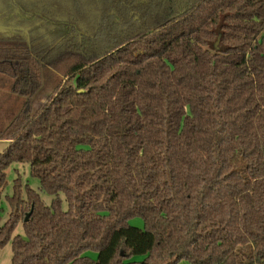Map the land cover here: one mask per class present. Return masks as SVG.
<instances>
[{
  "label": "trees",
  "instance_id": "obj_1",
  "mask_svg": "<svg viewBox=\"0 0 264 264\" xmlns=\"http://www.w3.org/2000/svg\"><path fill=\"white\" fill-rule=\"evenodd\" d=\"M0 74L10 264H264V0H0Z\"/></svg>",
  "mask_w": 264,
  "mask_h": 264
},
{
  "label": "rangeland",
  "instance_id": "obj_2",
  "mask_svg": "<svg viewBox=\"0 0 264 264\" xmlns=\"http://www.w3.org/2000/svg\"><path fill=\"white\" fill-rule=\"evenodd\" d=\"M0 76H1L0 80L1 81L4 80L6 82L7 87H9L11 82V81L9 82L10 79H8V77L4 76L3 74H0ZM8 97L10 98V100H7L5 109L0 111V128L4 127L11 120L14 114L18 111L21 102L23 101L22 97L18 95H13L11 93L8 94ZM16 177H18L21 180L22 184L27 183L31 188L35 190H37L39 186L38 179L30 175L29 166L27 163L11 164L6 169V186L4 187L2 196L0 198V217L2 222L7 218L9 214V206L8 203L6 202L5 195L11 194L13 180ZM39 193L46 202L50 200V196H48L47 194L41 192ZM131 222L136 226L142 225L141 220L137 218L133 219ZM21 232L22 229L19 225L15 229V233H21ZM10 256H11V247H10V243L7 242L0 249V264H10ZM182 264H186V263L182 262Z\"/></svg>",
  "mask_w": 264,
  "mask_h": 264
},
{
  "label": "crops",
  "instance_id": "obj_3",
  "mask_svg": "<svg viewBox=\"0 0 264 264\" xmlns=\"http://www.w3.org/2000/svg\"><path fill=\"white\" fill-rule=\"evenodd\" d=\"M0 78H1V76H0ZM9 82H10V80H9ZM7 89L9 91V87H7L6 82L4 80L3 81L0 80V111L5 109V105H6L7 100H10V98L8 97V94L11 92L9 91V93H8ZM11 94H13V93H11ZM8 143H9V140L0 139V153L7 147Z\"/></svg>",
  "mask_w": 264,
  "mask_h": 264
},
{
  "label": "water",
  "instance_id": "obj_4",
  "mask_svg": "<svg viewBox=\"0 0 264 264\" xmlns=\"http://www.w3.org/2000/svg\"><path fill=\"white\" fill-rule=\"evenodd\" d=\"M28 215H29V213H27V214L25 215V218H24V220H27V218H28Z\"/></svg>",
  "mask_w": 264,
  "mask_h": 264
}]
</instances>
